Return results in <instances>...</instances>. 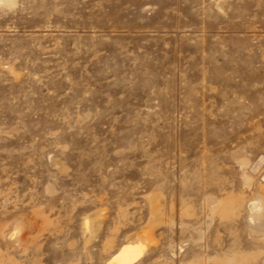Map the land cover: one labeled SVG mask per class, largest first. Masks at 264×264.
I'll list each match as a JSON object with an SVG mask.
<instances>
[{"label":"rangeland","instance_id":"rangeland-1","mask_svg":"<svg viewBox=\"0 0 264 264\" xmlns=\"http://www.w3.org/2000/svg\"><path fill=\"white\" fill-rule=\"evenodd\" d=\"M264 0H0V264H264Z\"/></svg>","mask_w":264,"mask_h":264},{"label":"bare ground","instance_id":"bare-ground-1","mask_svg":"<svg viewBox=\"0 0 264 264\" xmlns=\"http://www.w3.org/2000/svg\"><path fill=\"white\" fill-rule=\"evenodd\" d=\"M145 247L146 246L141 243H125L110 256L106 264H134L143 254Z\"/></svg>","mask_w":264,"mask_h":264}]
</instances>
